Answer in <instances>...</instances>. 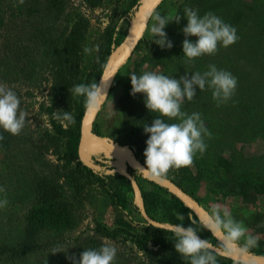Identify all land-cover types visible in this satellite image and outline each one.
<instances>
[{
	"label": "rangeland",
	"instance_id": "rangeland-1",
	"mask_svg": "<svg viewBox=\"0 0 264 264\" xmlns=\"http://www.w3.org/2000/svg\"><path fill=\"white\" fill-rule=\"evenodd\" d=\"M128 1L104 0L92 7L86 0H25L19 6H14L18 0H0V83L7 84L16 92L21 101L20 109L27 113L25 127L19 135L0 129L5 145L0 147V189H3L0 200L8 201L7 206L0 209V264H75L84 250L98 249L105 242L117 248L115 264H171L166 259L174 258L184 261L175 246L169 250L149 248L138 251L129 243L109 240L96 232L98 226L116 228L126 217L110 205L108 196L91 176L81 171L76 163L63 160L64 142L55 135L51 116L46 112L47 108H52V119L57 123L60 122L54 117V112H70L76 118V100L79 97L72 96L69 89L79 84L80 77L91 70L95 59V50L88 55L83 49L85 46L95 49L101 31L111 22L118 21ZM245 1L246 7L252 5L251 0ZM242 2L244 0H167L152 16L141 43L121 67L119 84L96 118L104 138L116 143L114 139L125 141L128 135L121 101L126 105L123 98L131 74L139 76L145 71H155L180 79L185 75L190 78L193 73L187 69L185 74L176 78L169 49L153 42L150 28L156 14L173 19L176 15L183 16L184 9L191 7L203 16L210 5L216 4L223 15L230 9V4L238 6ZM258 7L263 9V5ZM135 12L130 20L121 18L119 31L124 37ZM79 17L88 23L86 40L74 68L73 81L66 91L68 103L65 107L52 98L53 76L63 39ZM185 23L187 19L182 18L179 24L171 22L164 29L172 44L178 32L185 36L182 31ZM242 69L245 70L244 67ZM205 71V66H201L199 72ZM226 71L232 75L235 73L234 69ZM142 97L145 100L144 95ZM235 99L233 94L228 102L217 105L211 90L201 92L196 87L195 99L186 101L182 108L189 114H201L205 127L211 133L210 137H204L206 151L202 155L197 153L190 167L172 169L166 176L195 197L207 212L214 205L226 208L236 221L244 224L249 235L258 238L259 244L264 242V228L257 227L264 219V187L258 188L262 194H257L260 192L254 189L252 201L244 203L241 191L231 189L235 185L228 183L226 171L215 160L220 146H227L226 143L220 145L223 131L231 128L229 134H233L235 127L243 126L246 136L238 138L240 140L233 143V148H237L236 151L245 158L258 159L256 173L253 175L251 171L250 178L254 177L256 182L264 180V113L259 115L257 110L264 106V101L247 103L248 108L242 110ZM165 122L178 121L166 119ZM254 122L259 126L253 135L250 129ZM236 132H241V129ZM250 135L253 137L248 140ZM226 149L222 150L224 159L227 158ZM85 155L92 162L95 158L105 161L104 166L95 165L91 169L93 174L104 176L125 170L121 161L105 157L94 143L86 146ZM220 192L227 194L224 197H230L216 200ZM46 204L53 205L65 218L61 217L53 225L41 223L31 226V212ZM135 222H139L138 217H135Z\"/></svg>",
	"mask_w": 264,
	"mask_h": 264
},
{
	"label": "trees",
	"instance_id": "trees-1",
	"mask_svg": "<svg viewBox=\"0 0 264 264\" xmlns=\"http://www.w3.org/2000/svg\"><path fill=\"white\" fill-rule=\"evenodd\" d=\"M92 7L97 6L98 3L104 0H86ZM139 0H129L124 9L122 10L118 21L111 22L108 24L99 35V42L95 45L98 46V51H95V59L91 66V70L82 75L79 79V84H91L96 81L98 83L99 77L103 70V67L107 61L108 56L114 48L119 46L124 39V34L119 31V24L121 18H126L130 20L133 13L135 12L134 7L137 6ZM156 9L154 14L161 9L164 3ZM254 3V4H253ZM252 5H247V2L239 3L238 6H233L230 4V8L227 12L220 14L218 11V6L216 4L210 5L209 11L214 13L217 17H220L224 22L232 25L237 30V35L239 40L228 48L219 47L218 51L214 55H204L195 59L191 63L186 62V58L183 56V41L187 38L190 42L195 43L198 37H185L177 34L173 40V47L169 49L171 55L174 69L176 72V78L180 75L185 74L187 69L191 72L200 71L201 66H205L206 71L209 65H215L218 69L229 70L234 69V76L237 78L236 93H234L236 103L242 108H248L247 103H256L257 101H264V0H251ZM258 5H263V9L258 7ZM258 7V8H257ZM218 12H217V11ZM153 14V15H154ZM245 19L249 21H245ZM188 23V22H187ZM185 23L182 26H187ZM87 22L83 18H78L70 33L67 37L63 39L60 58L55 68L52 84V98L54 102H59L63 106L68 103L66 100V91L70 87L69 83H72V77L75 73L74 68L76 67L80 57V53L84 47V41ZM141 43V41H140ZM245 68L242 69V68ZM175 77V76H174ZM120 78V70L117 73L111 92L118 86ZM125 97L123 101L126 102L124 105L121 101L122 114L124 116L123 121L126 123V130L128 135L125 136V141H120L117 138L114 139L116 143L130 149L136 156L138 161L145 164L144 151L146 150V141L149 139V134L144 132L145 124L151 125V122L156 115L149 112L146 108L143 95L137 94L136 96L131 95L132 85L130 82L125 86ZM110 92V94H111ZM233 97V96H232ZM260 101V102H261ZM77 104V114L75 118L74 125L71 127L64 128L60 123L52 119L53 109L47 108L46 112L51 116V126L55 135L59 140L64 142V151L62 153V158L64 161L69 163H76V166L81 168V171L85 172L87 175L91 176L93 180L102 188V191L106 196H108L110 205L118 209L124 214L126 219L119 221V225L113 229H106L104 227H97L96 232L102 237L109 240H116L118 242L129 243L135 247L138 251H146L149 248H160L163 250H169L175 246V238L171 231L155 228L148 225L140 215L138 206L134 204V191L131 186L130 181L119 173H114L112 175L99 176L93 174L91 169L83 166L78 157V141H79V129L80 121L84 113V98L79 97L76 100ZM66 107V106H65ZM264 106L258 108L259 115L264 113ZM184 111V109L182 108ZM242 111V112H245ZM237 111V108H236ZM247 112V111H246ZM239 113H241L239 111ZM99 115V114H98ZM258 115V116H259ZM97 120V119H96ZM94 122L93 132L100 137H104L100 131L97 122ZM258 123L251 124V131L253 135L258 130ZM243 126L235 127L234 133L229 134L231 128L223 131L222 137H220V145L226 143L227 146H220L219 153L215 156L216 162L222 167L227 173V181L230 184H234L231 189H239V193L244 200V203L249 200L252 201V196L255 195L254 189L264 187L262 179L256 182L253 178H250L251 171L253 175L256 173V166L259 161L254 159V157L245 158L236 149L233 143L238 141L245 135V128ZM241 129V132H236ZM253 135H250L248 140L252 139ZM264 141V140H263ZM243 141H241L242 144ZM0 147H5L2 141H0ZM224 148L226 149V159L223 157L225 154L222 152ZM240 157V159H238ZM95 165L104 166V160L93 159ZM126 171L131 175V177L136 181L137 186L140 191L141 203L144 207L146 214L159 223L175 225L183 223L185 228L192 226V220L197 223L194 227L201 225L197 217L187 209L176 197L170 194L166 189L148 181L140 173L132 170L126 166ZM178 187H182L175 183L168 176H163ZM232 184V185H233ZM252 190V191H250ZM185 191V190H184ZM256 191H259L256 190ZM255 191V192H256ZM186 192V191H185ZM257 194H262L261 191ZM192 198H194L199 204L200 202L193 197L190 193L186 192ZM221 194L216 195V200L222 199L225 192H220ZM264 194V190H263ZM230 196L224 197L229 198ZM201 205V204H200ZM178 214L184 217L183 221L177 219ZM61 217H64L62 212H59L53 205L46 204L45 207H40L34 209L30 214L29 223L31 226L36 224H55ZM135 217H138L139 222H135ZM191 218V219H189ZM132 225L136 226L134 228ZM263 229V228H262ZM198 235L204 240H208L210 244L216 248L223 251L220 243L212 237L207 229H199ZM8 252V249H7ZM25 252V251H23ZM251 253L264 256V242L259 243L256 247L250 249ZM11 253V252H10ZM12 254V253H11ZM17 256V254H12ZM218 264H241L234 262L232 260L220 257L216 254ZM168 263L171 264H189L188 260L179 262L177 258L166 259Z\"/></svg>",
	"mask_w": 264,
	"mask_h": 264
},
{
	"label": "clouds",
	"instance_id": "clouds-1",
	"mask_svg": "<svg viewBox=\"0 0 264 264\" xmlns=\"http://www.w3.org/2000/svg\"><path fill=\"white\" fill-rule=\"evenodd\" d=\"M24 3L25 0H18V4L14 3V6ZM182 18H186L188 22L182 29L185 37H198L195 43L187 38L183 41V56L187 63L204 55H214L219 47L226 49L239 40L236 28L214 13L208 12L201 16L198 10L186 7L183 16L176 15L173 19L159 14L154 16V23L150 28L153 42L161 48L171 49L173 44L164 29L171 22L179 24ZM94 50L98 51V46L95 49L85 46L83 49L88 55ZM102 79L106 86L109 79ZM130 79L131 95L143 94L146 108L149 112L158 114L150 126L145 124L143 127L144 132L149 134V139L144 151L146 168L141 172L152 179L166 176L172 169L190 167L197 153L202 155L206 151L204 137H210L211 133L205 127L201 114H189L182 110L186 101L195 99L196 87L201 92L211 90L214 101L220 105L231 99L238 83L234 75L218 69L215 65H209L208 70L203 73H191L190 78L185 75L175 79L155 71H145L139 76L131 74ZM69 91L72 96L84 98V107L88 113L98 112L107 99L106 91L96 81L75 85ZM20 103L16 92L7 84L0 83V129L14 136L19 135L26 124L27 113L20 109ZM54 117L64 128L75 120L70 112H54ZM166 119L178 122L167 123ZM3 139L4 136L0 135V141ZM7 204V199L0 200V209ZM177 219L183 221L184 217L178 214ZM191 222L192 226L187 228L183 223L175 224L171 228L175 238V250L189 264H218L213 245L208 240L200 239L199 229L212 232L219 239L226 255L247 254L258 245V238L249 235L244 224L236 221L226 208L222 209L219 205L211 207L206 221L199 228L193 226L197 223L195 220L191 219ZM116 256V246L105 242L98 249L84 250L75 264H115Z\"/></svg>",
	"mask_w": 264,
	"mask_h": 264
},
{
	"label": "water",
	"instance_id": "water-1",
	"mask_svg": "<svg viewBox=\"0 0 264 264\" xmlns=\"http://www.w3.org/2000/svg\"><path fill=\"white\" fill-rule=\"evenodd\" d=\"M163 1L164 0H139L136 7V12L130 22L129 28L123 41L119 46L114 48L108 56L98 80V84H100L101 87L106 91L107 99L110 95L111 88L117 73L119 72L121 67L131 58L135 49L140 44V41L142 40L144 32L154 12L162 4ZM102 78L109 79L106 86ZM107 99L105 100V102L107 101ZM105 102L103 103V105L105 104ZM103 105L101 106V108L103 107ZM100 110L96 113H88L86 109L84 110L79 129V160L84 163V165L89 169H93L96 167L94 162L90 161L85 155L86 146L90 143H94L97 145L100 151L104 153L105 157L111 156L112 158L121 161L124 165L125 170L120 171L119 174L123 175L130 181L134 191V204L138 206L141 217L148 225L167 231H171V228L173 226L154 221L146 214L141 203L140 191L137 183L126 171V166L140 173L148 181L166 189L170 194L176 197L187 209H189L197 217L201 224L205 222L208 212L183 189H181L165 177L152 179L151 177L146 176L143 172H141L143 171V168H146V166L138 161V159L130 149L104 137H100L93 132V125ZM257 227L264 228V219L263 221L258 223ZM210 234L220 243L219 239L217 237H214L212 232H210ZM200 239L202 238L200 237ZM213 247V251L215 252V254L234 262H238L241 264H264V256L262 255H257L251 252H248L247 254L233 253L232 255H226L224 251L216 248L215 246Z\"/></svg>",
	"mask_w": 264,
	"mask_h": 264
}]
</instances>
